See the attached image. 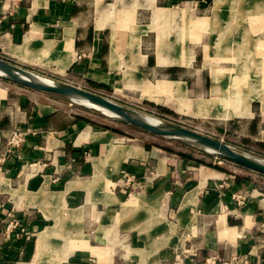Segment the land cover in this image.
Returning <instances> with one entry per match:
<instances>
[{
	"label": "crops",
	"instance_id": "crops-1",
	"mask_svg": "<svg viewBox=\"0 0 264 264\" xmlns=\"http://www.w3.org/2000/svg\"><path fill=\"white\" fill-rule=\"evenodd\" d=\"M157 11L166 23L139 35L135 75L160 83L171 97L190 100L193 117L196 100L218 89L217 70L238 79L239 90L264 82V39L251 43L245 37L264 26V0H0V58L37 75L66 74L76 65L96 80L115 71L109 60L112 31L125 58L130 33L124 28L149 27ZM253 16L258 21L250 24ZM123 31L126 39L118 44ZM47 41L69 53L62 72L16 53L25 43L29 55ZM160 48L164 67L156 64ZM123 61L119 56L116 66ZM164 97L155 92V98ZM37 98L31 102L0 89L4 264H197L211 255L220 262L242 254L244 264H264V193L253 181L228 179L191 159L123 141ZM225 121L232 122L221 134L244 133L264 152V111L254 102L249 112ZM13 127L34 131L15 155L6 153ZM130 173L136 180L126 177ZM11 217L33 232L23 247L2 232ZM55 227L57 234L49 233Z\"/></svg>",
	"mask_w": 264,
	"mask_h": 264
},
{
	"label": "rangeland",
	"instance_id": "rangeland-1",
	"mask_svg": "<svg viewBox=\"0 0 264 264\" xmlns=\"http://www.w3.org/2000/svg\"><path fill=\"white\" fill-rule=\"evenodd\" d=\"M154 15L155 16L153 17L152 24L149 27L147 26V27L137 28V27H132L131 25V26L124 28V29L129 30L130 34L127 36V39H126L125 33H128V32L123 31L122 37L120 38V41L118 44H121L126 39V42L124 43L125 58H123L124 57L123 54L119 55V49L116 43L117 37L115 35V32L112 31L111 36H110V47H112L113 51H115V56L114 58H112L113 51L109 50V60L111 64L110 68L115 69V71H112L109 74H105L100 77H97L96 80L95 79L88 80L86 75H84V73L81 70H79L76 65H74L72 68L73 70L68 71L66 74L54 75V74H50L49 72L44 71V74L42 75L39 74V76H42L43 78L51 80L56 84H65V85H69L72 87H76L83 91L96 94L119 106L130 109L137 113L155 118L161 124H170V125L180 126L182 128L196 132L202 136L208 137L213 140L220 141L223 144L227 145L232 151L238 154L247 155L252 158L264 160V152H261L260 150H258L253 141L248 140L245 137L243 138L242 135L244 133H241V135L238 134V132L236 134L227 133V132L225 134H221L223 129H227L230 125V122L235 121V120L225 121V122H217L213 120H208L211 118L205 119L202 116H200L199 109L197 108L195 109V113H194V116L196 117H193L192 114L190 113L191 112L190 110L191 101L190 100L174 98L175 97L174 95H172L174 97L169 96L168 95L169 90L164 87L162 88L157 87V85H159L160 83H155L152 79H149L148 81L138 79L135 73L138 70L139 63H140V54L138 51L139 35L143 34L145 31L149 29H156L157 24L159 22L166 23V21L163 19L164 16L160 11H157ZM249 20L251 24L252 22L258 21V17L253 16ZM257 36H259V39H264V32L252 34L249 31L247 35H245L246 39L251 43H253L252 41L256 40ZM156 44L160 45V42H157ZM23 46L17 49L20 50V52L23 51L25 53V57L31 58L33 56L34 58L33 62H40V63H44L48 65H55L57 66V69L59 72H62L65 68H67L69 63L71 62V58L69 56L68 51L67 50L62 51L58 48L53 47L52 42L50 41L45 42L38 51L30 50L31 53L29 55H27L28 50L24 49ZM66 53H68V58H67ZM119 56H120V61L124 60L122 63L123 65L116 66L115 62ZM57 57L59 58V62L58 60H56ZM156 57H157L156 59L157 66L164 67L166 64V58H165V55L162 54L161 48L157 51ZM1 60H4V59H1ZM63 61L64 63H62ZM26 68H29V67H26ZM61 68H64V69L60 71ZM126 69L128 70L127 72L124 73ZM122 75H124L125 77L123 80H122ZM226 76L223 72L220 71L221 80L224 81L225 78L229 80L227 84L230 85L229 93L231 94V92L234 91L232 88L233 83L235 82V85L238 84V79H235V78L233 79L230 76V74H227ZM91 77H94V76H91ZM88 81H90L91 84ZM217 85L219 86L220 83H217ZM248 88H249L248 85L243 86L242 91L245 92ZM0 89H7L11 93H20L24 95L26 98H28L31 102L38 99L37 97L39 96L43 102L52 103V105H55L56 107L62 110L70 111V113L82 115L84 117L83 120L89 125H92L96 128H100L102 130H110L112 132H115L121 135L122 137H125L123 141L126 139H131L138 144L152 146L153 148L162 150L166 152L167 154H173L179 157L181 156L178 154L189 155L191 156V160H193L194 163H198L197 161L200 160V162H203L204 164H207V163L217 164L219 168L212 169L204 164L198 163L208 169H212L218 172H224L226 177H228V179H232L233 177H236V178L242 177L243 179L246 178L249 181H253V187H255L257 191L264 193V181L262 180V178L259 177V176L264 177V175L254 172V171H250L246 168H243L234 163H231L225 159L217 160V156L207 154L202 149H200L196 145H193L189 142H186L183 140H173L167 137L151 135L141 129H138L128 124H124L118 120L108 118L97 111H94L82 105L76 104L75 102L69 99L56 96V95H52V94L42 93V92H39L41 94H38V93L33 92V90L16 85L14 83H11L1 78H0ZM221 90H224V88H221ZM155 92L156 93L159 92L158 94H163L165 97L155 98ZM239 97H241V95ZM248 97H249L248 91L245 92L243 97H241L243 103L244 101H246V103L248 104V109L246 111L241 112L240 113L241 115L235 112L237 111V109L235 108L237 105L233 107L232 103L230 104L229 109H226V108H222V109L219 108V109L220 110L226 109L225 111H228V114H227L228 119L233 116L240 117L242 116L243 113L249 112L251 102H254V104L257 105L258 111L259 110L264 111V105L261 107L260 103H258L255 99L248 98ZM167 99H173V101L176 102V105L173 104L174 102L165 104L164 102ZM210 99L211 97L208 99H198L195 102V106L197 107V104H199L198 102H200V100L207 102ZM220 99L218 102H215L214 104L208 102L207 107H205L204 109L205 110L207 109L208 111L209 110L212 111L213 107L215 106L221 107L220 103L226 98H220ZM152 102L156 103L157 105L153 104ZM171 105L174 108H171ZM244 120L245 119H241L239 121L242 122ZM126 177L131 178L132 180H136L133 173L132 175L131 173L127 174ZM234 196L235 198L239 200H242L243 198L242 194H237ZM16 221L17 220L15 218H12V217L9 218V220L4 224L2 232L5 233V235L12 233L17 243L23 247L24 244L32 241L34 235L32 234L33 232L25 229L24 226L18 225V222ZM58 228L59 227H55V229L53 228L52 230L53 235L57 234ZM43 243L44 241L41 242V244ZM211 256H214V255H211ZM214 257L216 259V264H244V260L242 259L244 257L243 254L237 257H230L228 258L229 260H222L220 262L216 256ZM179 258L182 259L183 261L181 254L179 255ZM205 260L197 264H204ZM118 263L125 264L122 261H118ZM0 264H4L1 259H0ZM175 264H181L180 260L175 261Z\"/></svg>",
	"mask_w": 264,
	"mask_h": 264
},
{
	"label": "water",
	"instance_id": "water-1",
	"mask_svg": "<svg viewBox=\"0 0 264 264\" xmlns=\"http://www.w3.org/2000/svg\"><path fill=\"white\" fill-rule=\"evenodd\" d=\"M38 76L37 74L21 69L0 59L1 79L33 91L57 95L71 101L77 99L84 100L114 114L117 117L115 120L124 124L136 127L154 136L189 142L196 145L207 154L215 155L250 171L264 175V160L238 154L220 141L210 139L180 126L161 124L159 121V124H151L145 121L140 113L112 103L101 96L69 85L56 84L51 80V83L42 82L38 80ZM204 149H208L211 152H207Z\"/></svg>",
	"mask_w": 264,
	"mask_h": 264
},
{
	"label": "bare ground",
	"instance_id": "bare-ground-1",
	"mask_svg": "<svg viewBox=\"0 0 264 264\" xmlns=\"http://www.w3.org/2000/svg\"><path fill=\"white\" fill-rule=\"evenodd\" d=\"M163 19L166 20L165 17H163ZM261 32H264V26H261L260 31L257 32V33H261ZM23 48L28 50L26 48V46H25V43H24ZM16 53H18L20 55H24V57H25V53L23 51L20 52V50L17 49ZM30 59L33 60L34 59L33 56ZM63 69L64 68H61L60 71H62ZM38 80H40L42 82H46V83H51L50 80H48L46 78H43V77H40V76H38ZM215 80H216V83H222V82L224 83V81L221 80V77H220V70H217V72L215 74ZM258 83H259L258 86H257L256 82H253L250 85H248L249 88L245 92L248 91V93H249V97L248 98L255 99L258 103H260V106L262 107L264 105V82H258ZM236 86H237V84L235 85V82H234L233 83V87H232L234 91H232L231 94L229 93L230 85H228L224 90L219 89L220 87L218 86V89L215 90L214 94L212 95V97H211V99L209 101L205 102V101H201L200 100V102H198L199 104H197V107H196L197 109H199V115L202 116L205 119L206 118H211V119L217 120V121L228 120V117H227L228 111H225V110L229 109V106H230L231 103H232L233 107H235L237 105L235 107L237 109V111H235L236 113L240 114L241 112L246 111L248 109V104L246 103V101H244V103H243L242 98H241V97H243L245 92H243L242 89H240L241 90L240 91L239 88L238 89L236 88ZM221 92H222V94H221ZM240 95H241V97H239ZM220 98H226L225 100H223L220 103L221 107H218V106L216 107L215 106V107H213L212 111H210V110L208 111L207 109L206 110L204 109L205 107H207L208 102L214 104L215 102H218ZM220 100H222V99H220ZM73 102H75L76 104L82 105V106H84L86 108H89V109H92L94 111H97V112L101 113L102 115H104V116H106L108 118L117 119V117L114 114L108 112L105 109H102V108H99L97 106H94V105H92V104H90V103H88V102H86L84 100L77 99V100H73ZM170 102L171 103L174 102L173 99H167L164 103L165 104H169ZM173 104L176 105V102H174ZM171 108H174V107H172V105H171ZM219 108H221V109L222 108H226V109L225 110H220ZM140 115L142 116V118L145 121H147V122H149L151 124H159L158 120H156L155 118H152L150 116H146V115H143V114H140ZM204 150L207 151V152H211L208 149H204ZM75 216H76V214H74V217ZM48 231H50L49 233L52 232V230H48ZM41 242H40V244H41Z\"/></svg>",
	"mask_w": 264,
	"mask_h": 264
},
{
	"label": "built area",
	"instance_id": "built-area-1",
	"mask_svg": "<svg viewBox=\"0 0 264 264\" xmlns=\"http://www.w3.org/2000/svg\"><path fill=\"white\" fill-rule=\"evenodd\" d=\"M79 58V57H77ZM34 134V131L28 127H13L7 136L6 140V153L16 154L17 149L22 145L28 135ZM18 157V155H17ZM1 159V158H0ZM204 264H216L214 256H208L205 258Z\"/></svg>",
	"mask_w": 264,
	"mask_h": 264
},
{
	"label": "trees",
	"instance_id": "trees-1",
	"mask_svg": "<svg viewBox=\"0 0 264 264\" xmlns=\"http://www.w3.org/2000/svg\"><path fill=\"white\" fill-rule=\"evenodd\" d=\"M89 83H90V81H88ZM91 84V83H90ZM97 86V85H96ZM57 96V95H56ZM178 155H180L182 158H186V159H191V156H189V155H184V154H178ZM217 160H224V159H222V158H219V157H217ZM198 163H200V164H204L203 162H200V160H198L197 161ZM204 165H206V166H208V167H210V168H212V169H218L219 167L217 166V164H209V163H207V164H204ZM235 178V177H234Z\"/></svg>",
	"mask_w": 264,
	"mask_h": 264
}]
</instances>
